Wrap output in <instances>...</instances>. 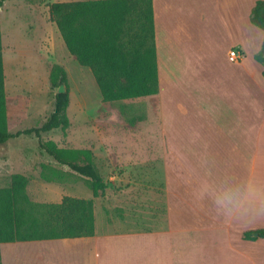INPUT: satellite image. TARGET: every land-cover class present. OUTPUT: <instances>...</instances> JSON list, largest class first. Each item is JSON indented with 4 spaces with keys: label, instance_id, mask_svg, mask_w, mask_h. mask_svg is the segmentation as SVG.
I'll return each mask as SVG.
<instances>
[{
    "label": "rangeland",
    "instance_id": "obj_1",
    "mask_svg": "<svg viewBox=\"0 0 264 264\" xmlns=\"http://www.w3.org/2000/svg\"><path fill=\"white\" fill-rule=\"evenodd\" d=\"M64 1L70 0H6L0 11L8 127L16 132L46 121L58 93L52 68L64 67L70 126L44 133L42 141L89 154L104 187L94 197L87 178L57 163L36 137L21 136L0 145V188L21 174L34 205L59 204L65 196L92 200L101 235L191 229V77L163 79L164 118L155 99L103 102L92 73L71 60L50 20L48 5ZM240 219L264 228V213ZM250 251L263 261L264 238Z\"/></svg>",
    "mask_w": 264,
    "mask_h": 264
},
{
    "label": "crops",
    "instance_id": "obj_2",
    "mask_svg": "<svg viewBox=\"0 0 264 264\" xmlns=\"http://www.w3.org/2000/svg\"><path fill=\"white\" fill-rule=\"evenodd\" d=\"M258 1L153 0L159 92L142 98L164 118L163 79L191 77V229L1 243L2 264H264L250 251L258 236L245 239L259 229L201 195L222 173L264 172V65L255 60L264 31L250 21Z\"/></svg>",
    "mask_w": 264,
    "mask_h": 264
},
{
    "label": "trees",
    "instance_id": "obj_3",
    "mask_svg": "<svg viewBox=\"0 0 264 264\" xmlns=\"http://www.w3.org/2000/svg\"><path fill=\"white\" fill-rule=\"evenodd\" d=\"M5 1L0 0V11ZM48 8L50 20L57 26L69 53L81 66L91 70L103 102L158 94L153 0L54 2ZM250 21L264 31V0L258 1L252 9ZM255 60L264 65V45ZM51 85L67 88L68 73L64 67L52 68ZM69 102L68 90L58 92L53 112L40 127L11 132L0 33V145L21 136L36 137L40 149L57 163L87 178L93 196L98 197L104 181L90 155L81 151L67 152L42 141L44 133L70 126ZM27 185L25 176L14 174L9 186L0 188V244L95 235L92 200L65 196L59 204L34 205L25 192ZM253 233H258L257 238H264L263 228L246 232L245 239L256 240Z\"/></svg>",
    "mask_w": 264,
    "mask_h": 264
},
{
    "label": "clouds",
    "instance_id": "obj_4",
    "mask_svg": "<svg viewBox=\"0 0 264 264\" xmlns=\"http://www.w3.org/2000/svg\"><path fill=\"white\" fill-rule=\"evenodd\" d=\"M201 195L208 196L215 212L225 217L264 213V172L249 168L240 174L222 173L204 185Z\"/></svg>",
    "mask_w": 264,
    "mask_h": 264
},
{
    "label": "water",
    "instance_id": "obj_5",
    "mask_svg": "<svg viewBox=\"0 0 264 264\" xmlns=\"http://www.w3.org/2000/svg\"><path fill=\"white\" fill-rule=\"evenodd\" d=\"M58 92L59 93H64L65 92V86L64 85L60 86V88L58 89ZM254 235L257 237L258 233H254Z\"/></svg>",
    "mask_w": 264,
    "mask_h": 264
},
{
    "label": "built area",
    "instance_id": "obj_6",
    "mask_svg": "<svg viewBox=\"0 0 264 264\" xmlns=\"http://www.w3.org/2000/svg\"><path fill=\"white\" fill-rule=\"evenodd\" d=\"M231 55L233 56V57H235V58H240L241 57V54H239L237 51H232L231 52Z\"/></svg>",
    "mask_w": 264,
    "mask_h": 264
}]
</instances>
